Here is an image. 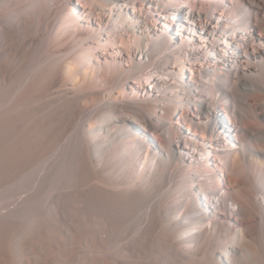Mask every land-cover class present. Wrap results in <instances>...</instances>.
<instances>
[{
	"label": "bare ground",
	"instance_id": "1",
	"mask_svg": "<svg viewBox=\"0 0 264 264\" xmlns=\"http://www.w3.org/2000/svg\"><path fill=\"white\" fill-rule=\"evenodd\" d=\"M64 2L24 54L53 64L29 88L62 116L0 174L4 201L30 197L0 210L19 223L0 264H264V0Z\"/></svg>",
	"mask_w": 264,
	"mask_h": 264
},
{
	"label": "rangeland",
	"instance_id": "2",
	"mask_svg": "<svg viewBox=\"0 0 264 264\" xmlns=\"http://www.w3.org/2000/svg\"><path fill=\"white\" fill-rule=\"evenodd\" d=\"M7 0H0V27L2 26L3 28L1 29V31H0V105H4L5 107H1L0 106V115H3L4 116V118L2 119L1 117H3V116H1L0 118H1V120H3V122L0 120V151H2V152H0V156H3L2 158L0 157V171L2 172H0V174H1V176H2V174H4L5 173V168L4 167H6V168H9V170L11 169V171L13 172V170H17L21 165H20V163L22 162L23 163V165L25 164L24 162L26 161L27 162V160H34L33 158H37V156H39L41 153V155H40V157L42 156L43 157V155L45 154V152L49 149V147H50V142H51V138L50 137H52V135L53 134H51V133H54V131L52 130V129H54L55 130V128H56V124H58L59 122H60V119H61V117L60 116H62V113H60V111H58V109H57V107L56 108H54V106H55V104H53L54 106H52V108H51V105H49L48 103L46 104V101L43 99V102H42V100L40 101V103L37 101V92L35 91V92H33V95L31 94V92L33 91V90H31L29 87H32L31 86V83L30 82H32V81H34V80H37L36 81V83L35 84H37V82H42V77H40V74H42V72L44 73V69H46V68H48V69H50L52 66H53V64L51 65V63L50 64H48V65H43V67L41 66L40 68H38L35 72H31V73H29L30 71H34L31 67H30V69H28L29 67H27V68H25L26 70H24V71H22V67H24V65L26 66V58H28V56L25 58L24 57V54L26 53L27 55H30V53L32 52V53H34L35 51H39L40 50V52L42 53V51H43V49H44V47L43 46H41L40 45V42L41 41H43V42H45V40H47V37L45 36V34H44V37H43V35H42V31H40L41 30V28H42V26L44 25V24H46L48 21H50L52 18H53V16H54V14H57V12H60L61 13V8H62V4L63 3H65L64 1L65 0H21V1H19V0H8V2H6ZM16 1H18L17 3H16ZM29 1V2H28ZM74 3H76V1L77 0H72ZM1 2H2V4H1ZM4 3V4H3ZM166 3H167V1H166ZM12 5V6H11ZM78 8H79V6H78ZM51 14V15H50ZM76 14H78V16L77 17H80V18H83V19H86V17L84 16V14L85 13H83L82 14V8L80 7L79 8V12L78 13H76ZM187 15V10H185V9H181L180 10V12L177 14V12H175V13H169V15L168 14H166V17L169 19V20H171L172 22H174V26H177L178 24H180L181 22H183V21H185V16ZM84 16V17H83ZM52 17V18H51ZM7 19V20H6ZM82 21V20H81ZM81 21H79V23L80 24H82V25H84V26H80L83 30H84V27H86L87 26V22H81ZM9 22V23H8ZM46 22V23H45ZM8 23V24H7ZM160 23H162V24H164V20L163 19H160ZM77 26V25H76ZM33 31V32H32ZM14 32V33H13ZM40 34H39V33ZM84 32V31H83ZM26 33V34H25ZM16 34V35H15ZM30 37H29V36ZM28 36V37H27ZM41 36V37H40ZM44 38V39H43ZM42 39V40H41ZM8 40V41H7ZM23 40V41H22ZM33 41V42H32ZM94 41V40H93ZM97 41V40H96ZM22 43V44H21ZM24 43V44H23ZM28 43H30V44H28ZM10 44V45H9ZM21 45V46H20ZM28 45H30V46H28ZM96 44H94L93 42L92 43H90V46H93V47H97V45L95 46ZM7 46V47H6ZM16 46V47H15ZM20 46V47H19ZM38 46V47H37ZM4 47V48H3ZM30 47V48H29ZM18 48V49H17ZM32 48H33V50H32ZM27 49V50H26ZM32 50V51H31ZM42 50V51H41ZM31 51V52H30ZM7 52V53H6ZM31 53V54H32ZM101 54V53H100ZM98 55H99V53H98ZM31 56V55H30ZM104 56V55H103ZM15 57V58H14ZM22 57V58H21ZM100 61H104L103 60V58H100ZM2 62V63H1ZM10 63V64H9ZM26 63V64H25ZM5 64H6V66H5ZM21 64V65H20ZM46 67V68H45ZM32 69V70H31ZM21 70V71H20ZM27 70H28V73H26L27 72ZM5 71V72H4ZM7 71V72H6ZM14 71V72H13ZM21 73H20V72ZM17 72H19V74H17ZM26 73V74H25ZM35 73H37L36 75H35ZM8 74V75H7ZM17 74V78H13V75H16ZM11 75V76H10ZM25 75V76H24ZM32 75V76H31ZM10 76V77H9ZM22 78H21V77ZM27 76V77H26ZM26 77V78H25ZM29 77V78H28ZM31 77V78H30ZM36 78V79H34V78ZM11 78V79H10ZM8 79V80H7ZM26 79V80H25ZM32 79V80H31ZM58 79H61V74L58 76ZM18 80V81H17ZM30 80V81H29ZM39 80V81H38ZM44 80H46V79H44ZM10 81V82H9ZM13 81V82H12ZM8 82V83H7ZM17 82V83H16ZM44 82V83H43ZM41 84H37V85H39V86H43V84H46L47 83V80L46 81H43ZM4 83H6V84H4ZM12 84V85H11ZM19 86V87H21V88H19V87H17V85ZM32 84H33V82H32ZM3 85V86H2ZM7 85H8V88H7ZM15 85V86H14ZM30 85V86H29ZM10 86L12 87H14V88H10ZM45 86V85H44ZM10 88V91H8V89ZM18 90H16V89ZM14 89V90H13ZM28 89H30V91H29V93H28ZM33 89V88H32ZM6 91V92H5ZM15 91V92H14ZM14 92V93H13ZM17 92V93H16ZM26 92V94H24L25 96L27 95V97H25V96H23L22 94L23 93H25ZM3 93V94H2ZM16 93V94H15ZM22 93V94H21ZM34 93H35V95H34ZM13 94H14V97H13ZM19 94H21L23 97H25V99H23V97L21 96V95H19ZM29 94H31L32 96H28ZM37 94V95H36ZM7 95V96H6ZM11 95H12V97H11ZM16 95V96H15ZM17 95L20 97V98H18L17 97ZM2 96V97H1ZM35 97V99H34V97ZM7 97V98H6ZM15 97H16V101L14 100L15 99ZM22 97V98H21ZM31 97V98H30ZM3 98H6L7 100H8V98H9V100L8 101H10V99H12V102L10 101L9 103L10 104H8L7 103V100L6 99H3ZM14 98V99H13ZM17 98H18V100H17ZM29 98L32 100L31 102L34 104V105H32V103H31V105L29 104L30 102V100H29ZM3 99V100H2ZM20 99H22V101L20 100ZM27 99L29 100L28 101V103L26 102L27 101ZM33 99H34V101L35 102H33ZM2 100V101H1ZM6 100V101H5ZM13 100L15 101V102H13ZM24 100V101H23ZM5 101V102H4ZM20 101H21V104H20ZM17 102V103H16ZM23 102H25V104L23 103ZM39 103V105L42 103L43 104V106H41L42 108V112L40 111L41 109L40 108H38V107H36V105ZM14 103V104H13ZM15 103L18 105V103H19V105L20 106H18L17 108H20V109H12V107L15 105ZM28 105H27V104ZM37 103V104H36ZM12 104V105H11ZM36 104V105H35ZM45 104V105H44ZM30 105V106H29ZM39 105H37V106H39ZM9 106H12V107H10V109L13 111H11L9 108H7V110L5 109L6 107H9ZM32 106V107H31ZM34 106V107H33ZM50 106V109H48V108H46V107H49ZM5 109L3 112H2V109ZM46 108V109H45ZM54 108V109H53ZM22 109H25V111L23 112L22 111ZM33 110V112L31 111V110ZM37 109H39V110H37V113L38 112H40L39 114H37L36 113V110ZM57 110V112H56V110ZM9 110V111H8ZM16 110V111H15ZM54 110V111H53ZM19 111V112H18ZM52 111V112H51ZM5 112V113H4ZM12 112V113H11ZM22 114V116L20 115V117H19V114ZM51 112V113H50ZM54 112H56V115L54 114ZM41 113H43V114H41ZM57 113H59V118H58V114ZM6 114H8V115H6ZM10 114V115H9ZM14 114H16V116H18V117H16V116H13ZM51 114V115H50ZM55 117H54V116ZM219 115H220V117H222V120L224 119V121H227V119H226V117L223 115V111H220L219 112ZM222 115V116H221ZM51 116V117H50ZM57 116V117H56ZM7 118V120L6 121H4V119H6ZM21 117H23V118H21ZM33 117V118H32ZM9 118V119H8ZM18 118H20L19 119V121H18ZM52 118V119H51ZM54 118H55V121H52V120H54ZM16 120V121H14V120ZM12 120H13V122L14 123H12ZM58 120V122H56ZM12 123V124H10V122ZM50 121L53 123H50ZM6 123V125L7 126H5V123ZM8 122V123H7ZM29 122V123H28ZM17 123V124H16ZM3 124V125H2ZM10 124V125H9ZM12 125V126H11ZM53 125H55V126H53ZM1 126H2V128H1ZM11 128H10V127ZM23 126V127H22ZM36 126H37V128H36ZM51 126H53L52 128H51ZM3 127H4V129H3ZM18 127V128H17ZM33 127V128H32ZM50 127V128H49ZM36 128V129H35ZM9 129V130H8ZM13 129V130H12ZM16 129V130H15ZM18 129V130H17ZM26 129V130H25ZM3 130H5V131H3ZM8 130V131H7ZM11 130V131H10ZM31 130H33V131H31ZM37 130H39L38 132H37ZM51 130V131H50ZM15 131H16V133H15ZM4 134H3V133ZM9 132V133H8ZM38 135H36L35 133ZM8 133V134H7ZM10 133H11V135H10ZM15 133V134H14ZM19 133V134H18ZM24 133H25V136H24ZM41 133V134H40ZM22 136H21V135ZM34 134V135H33ZM9 136L8 137V139H7V137L6 136ZM14 135V136H13ZM19 135V136H18ZM26 135H27V137H26ZM28 135H30V136H33V137H30V136H28ZM40 135V136H39ZM4 136V137H3ZM37 136V137H36ZM41 136H43L42 138H43V140H42V138H41ZM12 137V138H11ZM15 137V138H14ZM19 137H21L20 139H18ZM36 137V138H35ZM40 137V138H39ZM25 138H26V142L25 141H22L23 139L25 140ZM32 140H31V139ZM7 139V141H5ZM18 139V140H17ZM28 139H30V140H28ZM38 139V140H37ZM40 139V140H39ZM48 139V140H47ZM9 140V141H8ZM13 140H14V142H13ZM15 140H17L16 142H20V140H21V143H16L15 142ZM40 141H42L41 143H38V142H40ZM45 141V142H44ZM25 142V143H24ZM1 143H3V145L1 144ZM7 143H9L8 144V146H6L7 145ZM11 143V144H10ZM15 145H13V144ZM28 143V144H27ZM5 144V145H4ZM42 144V145H41ZM2 145V146H1ZM13 145V147H11V146ZM18 145V146H17ZM20 145V146H19ZM25 145V147H27V145H28V149L26 148H24L23 146ZM9 149H8V148ZM16 147V148H15ZM11 148H13V150H11ZM39 150H38V149ZM41 148V149H40ZM21 151H20V150ZM34 149V150H33ZM11 150V151H10ZM17 150H19V153H17L18 151ZM23 150H24V153H23V157H21L22 156V152H23ZM26 150H28V152L26 151ZM33 150V151H32ZM43 151V152H42ZM45 151V152H44ZM7 152V153H6ZM11 152L13 153L12 155H11ZM16 152V153H15ZM21 152V153H20ZM27 152V153H26ZM29 152H30V154H29ZM37 153L39 154V155H37ZM4 154V155H3ZM9 155V156H5V155ZM18 154V155H17ZM18 156V158H19V160H17L18 158H17V156ZM25 155H27V156H25ZM34 155V157H32ZM37 155V156H36ZM5 156V157H4ZM29 156V157H28ZM31 156V157H30ZM7 157V158H6ZM32 158V159H31ZM2 159H4V160H2ZM6 159V160H5ZM11 159V160H10ZM14 159V160H13ZM22 159H24V160H22ZM38 159V158H37ZM3 161V162H2ZM4 161H5V165H3L4 164ZM7 161H9V162H7ZM30 161V162H31ZM19 162V163H18ZM17 163H18V165L19 166H17ZM27 163H29V162H27ZM26 163V164H27ZM10 164H12L11 166H10ZM1 166H2V168H1ZM16 166H17V169H16ZM11 167V168H10ZM4 168V169H3ZM13 168V169H12ZM3 169V170H2ZM4 171V172H3ZM1 176H0V185L4 182L3 181V179H1ZM12 192H14V194H15V191H11V197H9V200L8 201H4V198H3V196L1 195V192H0V195H1V198H0V210L2 209L3 211H5L6 212V205H5V203L4 202H6L9 206H8V211L10 210L11 212H13V213H15L14 211H12L13 209H15L16 210V212H20V211H22L23 210V206H24V204H23V202L24 203H28V201H30L28 198H30V197H28V196H26V195H20L19 194V196H16L15 195V197L13 196L14 194H12ZM21 193V192H20ZM13 196V197H12ZM18 197V198H17ZM3 198V199H2ZM21 198V199H20ZM14 199H16V200H14ZM28 199V200H27ZM2 200V201H1ZM12 200V201H11ZM22 200V201H21ZM16 202V203H15ZM18 202V203H17ZM16 204V205H15ZM18 204V205H17ZM20 204V205H19ZM2 205H3V207H2ZM5 205V206H4ZM23 205V206H22ZM9 208H11V209H9ZM41 207H39L38 208V210L40 209ZM45 208V207H44ZM44 208H41L40 210H42V211H39V212H41V213H43V210H45ZM2 217H5V218H2ZM3 219H5V222H1L2 223V227H4L5 229H2V227H1V225H0V252H1V250L5 247V244L3 243V242H5V240H3V238L4 237H6V236H8L9 237V235H11L13 232H14V230H10L11 229V227L13 228V229H18L19 228V223H17V228H15V226H16V221L15 220H13V222L15 223V226L13 225V223H11L12 222V220L11 221H9L10 219L7 217L6 218V216H3V215H1L0 214V221L2 220L3 221ZM6 219H9V220H6ZM11 219H13V218H11ZM6 221H9V223H11L12 224V226H11V224H8ZM0 223V224H1ZM9 225V226H8ZM11 226V227H10ZM10 228V229H9ZM4 230V231H3ZM7 230H9V231H11V232H9V231H7ZM13 231V232H12ZM8 232V233H11V234H6V233ZM4 236H2V235ZM2 236V237H1ZM4 252H7V250H3Z\"/></svg>",
	"mask_w": 264,
	"mask_h": 264
}]
</instances>
